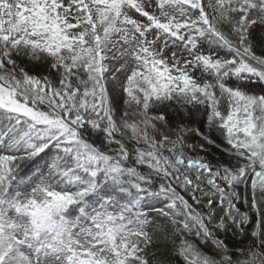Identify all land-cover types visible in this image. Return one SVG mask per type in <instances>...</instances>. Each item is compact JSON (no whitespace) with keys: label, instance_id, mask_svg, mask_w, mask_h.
I'll return each instance as SVG.
<instances>
[{"label":"snow or ice","instance_id":"snow-or-ice-1","mask_svg":"<svg viewBox=\"0 0 264 264\" xmlns=\"http://www.w3.org/2000/svg\"><path fill=\"white\" fill-rule=\"evenodd\" d=\"M0 264H264V0H0Z\"/></svg>","mask_w":264,"mask_h":264},{"label":"trees","instance_id":"trees-1","mask_svg":"<svg viewBox=\"0 0 264 264\" xmlns=\"http://www.w3.org/2000/svg\"><path fill=\"white\" fill-rule=\"evenodd\" d=\"M207 129H206V127H205V131H206ZM199 154H204V152H201V153H199ZM207 156H208V158L209 159H220L221 158V152H220V150L218 149V148H216V147H213V149L211 150V151H207L206 153H205ZM240 206V205H239ZM243 210H246L244 207H241ZM167 229V224H166V221H163L161 224H160V228L159 229H156V231H155V235L157 236V237H159V236H161V230H166ZM229 236H230V247L232 246V245H240V244H242V243H244V244H248V243H250V235L249 236H247V239H245V241H243V239L242 238H239V235H232V233L230 232L229 233ZM243 244V245H244ZM166 250V245H163V244H161L160 245V251L161 252H163V251H165ZM233 250H236L235 248L233 249ZM159 254V253H158Z\"/></svg>","mask_w":264,"mask_h":264},{"label":"rangeland","instance_id":"rangeland-1","mask_svg":"<svg viewBox=\"0 0 264 264\" xmlns=\"http://www.w3.org/2000/svg\"><path fill=\"white\" fill-rule=\"evenodd\" d=\"M139 119H140L139 116H131V117H130V122H131V121H134V120H137V121H138ZM169 131L174 132V130L171 129V128H169ZM195 142H198L199 144H203L204 148H206V149H207V148H210V146H211V145L207 144L206 142H204V141H203L202 139H200V138H197ZM158 220H159V218H158ZM158 220H157V221H158Z\"/></svg>","mask_w":264,"mask_h":264}]
</instances>
